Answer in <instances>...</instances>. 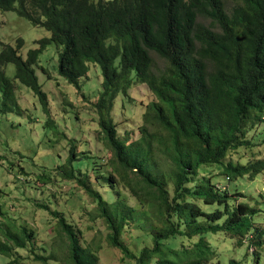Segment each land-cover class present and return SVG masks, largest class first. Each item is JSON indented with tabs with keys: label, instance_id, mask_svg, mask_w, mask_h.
Segmentation results:
<instances>
[{
	"label": "trees",
	"instance_id": "obj_1",
	"mask_svg": "<svg viewBox=\"0 0 264 264\" xmlns=\"http://www.w3.org/2000/svg\"><path fill=\"white\" fill-rule=\"evenodd\" d=\"M0 11L13 12L50 34L37 41V49L25 59L19 55L21 39L15 48L3 46L0 115L19 113L15 87L3 71L7 65L14 66V80L29 89L49 115L34 68L50 44L60 49L58 76L76 89L90 65L100 70L102 91L95 110L113 155L108 162L112 173L105 181L114 183L115 173L146 208L138 211L120 198L109 202L90 188L81 166H93V159L78 156L75 144L58 170L97 204L109 230L108 242L121 251L125 264H214L207 237L221 233L240 244L250 240L262 247L264 229L253 221L258 210L246 202L232 204L238 189H219L213 178H200L199 170L223 165L228 181L264 176V160L224 166L229 154L250 145L248 124L264 121V0H0ZM152 54L166 62L164 71L155 70ZM134 84L146 85L156 101L144 115L140 140L126 145L118 139L112 112L117 98ZM129 175L135 176L133 181ZM212 205L216 210L207 211ZM51 214L67 237L71 262L97 264V253L81 244V232L64 215ZM149 215L158 223L143 227L150 229L152 246L136 253L122 236L131 223L152 221ZM0 225V255L12 257L34 240V232L26 227ZM195 239L191 248L183 245Z\"/></svg>",
	"mask_w": 264,
	"mask_h": 264
},
{
	"label": "rangeland",
	"instance_id": "obj_2",
	"mask_svg": "<svg viewBox=\"0 0 264 264\" xmlns=\"http://www.w3.org/2000/svg\"><path fill=\"white\" fill-rule=\"evenodd\" d=\"M231 7L232 3L228 1L227 8ZM200 22L211 25L207 20ZM43 38L49 39L50 34L34 28L13 12L0 11V52L3 46L15 48L16 41L21 39L23 47L19 55L25 59L30 50L37 49L35 43ZM59 51L50 44L34 68L38 84L47 98L49 115L43 113L32 92L14 80V66L7 65L3 69L15 87L19 113L0 115V223L26 227L34 232V240L27 248L15 251L12 257L0 255V264H9L13 260H16L15 264H73L69 258L67 237L51 211L64 215L81 232V244L97 253V264H125L121 251L108 242L109 230L97 212V204L76 181H67L59 173L58 168L65 165L71 146L76 145L78 156L85 154L93 159V166H81L90 188L100 192L109 202L120 198L138 211L146 206L120 182L115 173L112 175L118 183L116 186L115 182L105 181L112 173L108 162L113 155L107 148L95 110L102 91L98 66H89L88 76L80 81L78 90L57 74ZM152 58L155 70L164 71L166 62L155 54ZM155 101L147 86L141 84H134L127 95L117 98L112 118L121 142L130 145L140 140L144 115ZM247 131L250 145L229 154L224 166L228 163L245 166L264 160V121L255 125L249 123ZM224 168L223 165L201 167L199 177L213 178L215 183H219V189L221 186L232 192L238 189L236 193L241 195L234 193L230 202H246L258 210L253 221L256 227L264 229V176L254 181L248 177L228 181ZM134 178V175H129L131 181ZM205 208L213 212L217 205ZM149 217L152 221H145L143 226L131 223L122 236L125 244L136 253L144 246H152V239L147 234L150 229L143 227L158 223L152 215ZM1 229L0 225V239H4ZM207 238L215 252L212 257L214 264L217 261L227 264L229 259L240 264H264V244L254 247L250 240H243L240 244L236 238L223 233ZM196 241L184 240L183 245L191 248ZM40 257L48 258V261L43 262Z\"/></svg>",
	"mask_w": 264,
	"mask_h": 264
},
{
	"label": "built area",
	"instance_id": "obj_3",
	"mask_svg": "<svg viewBox=\"0 0 264 264\" xmlns=\"http://www.w3.org/2000/svg\"><path fill=\"white\" fill-rule=\"evenodd\" d=\"M224 190V189H223Z\"/></svg>",
	"mask_w": 264,
	"mask_h": 264
}]
</instances>
